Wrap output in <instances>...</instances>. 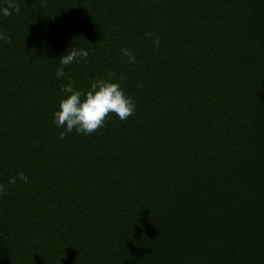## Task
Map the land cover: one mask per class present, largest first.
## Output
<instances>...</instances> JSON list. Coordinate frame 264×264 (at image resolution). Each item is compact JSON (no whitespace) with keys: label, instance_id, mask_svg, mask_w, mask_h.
Wrapping results in <instances>:
<instances>
[{"label":"trees","instance_id":"16d2710c","mask_svg":"<svg viewBox=\"0 0 264 264\" xmlns=\"http://www.w3.org/2000/svg\"><path fill=\"white\" fill-rule=\"evenodd\" d=\"M12 2L0 264H264V0ZM109 73L134 113L61 139V86Z\"/></svg>","mask_w":264,"mask_h":264},{"label":"clouds","instance_id":"9594fccd","mask_svg":"<svg viewBox=\"0 0 264 264\" xmlns=\"http://www.w3.org/2000/svg\"><path fill=\"white\" fill-rule=\"evenodd\" d=\"M13 11L19 12V6L12 0L0 7V15L3 16L12 15ZM4 39L10 40L11 38L0 33V40ZM159 43V38H156L154 44L158 47ZM121 51L128 57L129 62L135 61L136 57L129 49L124 48ZM89 55L90 52L86 48L71 47L59 58L60 66L56 69V78L65 77V66L86 59ZM120 79L122 80L123 76ZM60 92L63 96L59 101L58 110L53 114V122L57 128L63 129L60 134L61 139L73 130L90 135L104 126L110 113L125 120L135 110L134 99L126 94L119 81L113 79L112 73L108 74V78L93 79L87 91L74 87V82L69 80L61 86ZM18 179L25 183L28 182V177L23 172L18 174ZM8 183L16 184L17 177H10ZM4 191H6V186L0 185V192Z\"/></svg>","mask_w":264,"mask_h":264}]
</instances>
